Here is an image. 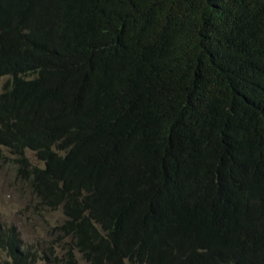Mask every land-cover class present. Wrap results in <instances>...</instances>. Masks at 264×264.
<instances>
[{
	"label": "trees",
	"instance_id": "obj_1",
	"mask_svg": "<svg viewBox=\"0 0 264 264\" xmlns=\"http://www.w3.org/2000/svg\"><path fill=\"white\" fill-rule=\"evenodd\" d=\"M3 76L62 262L264 264V0H0ZM43 251L0 223V264Z\"/></svg>",
	"mask_w": 264,
	"mask_h": 264
},
{
	"label": "rangeland",
	"instance_id": "obj_2",
	"mask_svg": "<svg viewBox=\"0 0 264 264\" xmlns=\"http://www.w3.org/2000/svg\"><path fill=\"white\" fill-rule=\"evenodd\" d=\"M6 79L7 76L0 78V93ZM27 156L33 163L36 162L34 153L28 152ZM12 158V153L0 147V223L13 225L23 241L38 248L40 255L44 256L43 249L46 248L47 259L39 260L40 264H65L61 260V247L53 245L51 251L46 247L50 240L49 231L64 218L62 203L59 202L57 208H45L35 203L36 199L27 188L26 180L16 177V166ZM73 256L77 264H88L78 252H74Z\"/></svg>",
	"mask_w": 264,
	"mask_h": 264
},
{
	"label": "clouds",
	"instance_id": "obj_3",
	"mask_svg": "<svg viewBox=\"0 0 264 264\" xmlns=\"http://www.w3.org/2000/svg\"><path fill=\"white\" fill-rule=\"evenodd\" d=\"M33 153V152H32Z\"/></svg>",
	"mask_w": 264,
	"mask_h": 264
}]
</instances>
